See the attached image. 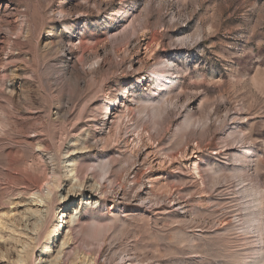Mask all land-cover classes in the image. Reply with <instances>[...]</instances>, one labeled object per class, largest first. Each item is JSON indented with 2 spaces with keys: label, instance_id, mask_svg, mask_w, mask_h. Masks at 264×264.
<instances>
[{
  "label": "rangeland",
  "instance_id": "rangeland-1",
  "mask_svg": "<svg viewBox=\"0 0 264 264\" xmlns=\"http://www.w3.org/2000/svg\"><path fill=\"white\" fill-rule=\"evenodd\" d=\"M0 264H264V0H0Z\"/></svg>",
  "mask_w": 264,
  "mask_h": 264
},
{
  "label": "bare ground",
  "instance_id": "bare-ground-1",
  "mask_svg": "<svg viewBox=\"0 0 264 264\" xmlns=\"http://www.w3.org/2000/svg\"><path fill=\"white\" fill-rule=\"evenodd\" d=\"M70 172H71L72 176H73L75 179H77V180L79 181V166H78V163H77V162H73V163H72V168H71ZM55 174H56V173L53 172V175H54V176H56ZM198 175H199V174H198ZM51 187H52V186L50 185V183H48V184H47V190H48V193H50V191H51Z\"/></svg>",
  "mask_w": 264,
  "mask_h": 264
}]
</instances>
